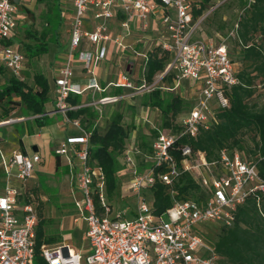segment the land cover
Masks as SVG:
<instances>
[{"label":"built area","instance_id":"1","mask_svg":"<svg viewBox=\"0 0 264 264\" xmlns=\"http://www.w3.org/2000/svg\"><path fill=\"white\" fill-rule=\"evenodd\" d=\"M196 1L72 0L68 50L55 78L56 108L82 134L67 137L56 153L67 157L69 163L80 164L75 175V186L81 194L78 202L81 214L77 220L82 219L86 224L85 239L91 253L83 263L81 255L68 245L53 247L43 243L39 247L43 263H36L39 215L24 184L32 177L41 156L14 152L4 161L7 183L0 192V264H219L218 255L198 225L215 222L231 226L238 207L252 194L264 192V177L256 163L247 162L238 151L224 148L216 160L208 161L204 152H193L189 146L180 148L176 144L182 135L196 137L201 129L211 127L215 109L229 107L223 88L238 84L236 63L227 45L196 37L200 24L192 16ZM17 12L14 2L0 0V65L25 81L26 54L9 44L17 26ZM155 24L159 28L153 34ZM132 37H136V43L127 44L126 39ZM111 43L122 52L119 56L124 67L118 69L110 86L122 88L125 93L83 104L94 105L100 113V105L131 97L147 86L144 75L139 76V84L132 80L135 63L124 55L125 51L141 60L142 65L155 49L168 53L170 61L162 77L173 71L178 84L196 81L204 73L197 102L183 119L181 133L163 131L152 140L151 152L147 155L149 167L140 171L130 150L125 153L126 168L132 172L129 190L138 200L132 219L120 213L112 215L104 175L88 163L90 133L79 120H71L66 115L68 110L79 107L68 103L71 93L82 94L89 89L103 91L96 74L108 59ZM76 65L89 77L84 87L72 81ZM178 150L182 156L180 163L173 154ZM136 153H140L139 149ZM185 172L193 173L200 185L209 190L208 199L204 203L174 199L165 212L155 213L143 194L159 181L168 186L174 198V185ZM12 179L20 186H13Z\"/></svg>","mask_w":264,"mask_h":264},{"label":"trees","instance_id":"2","mask_svg":"<svg viewBox=\"0 0 264 264\" xmlns=\"http://www.w3.org/2000/svg\"><path fill=\"white\" fill-rule=\"evenodd\" d=\"M14 2V0H11ZM45 3L46 32L33 31L30 27L25 30V37L30 42L20 41L28 58L27 64L39 57L47 50L49 40L58 43V33L63 23L61 16V0H37ZM213 0H197L193 6V20H199L211 6ZM30 12L29 10H27ZM31 13V12H30ZM32 14V13H31ZM237 24V27H235ZM231 34L233 47H228L229 54L238 52L241 68H237L238 84L223 90L229 101V107L215 109V121L208 129H201L196 137L182 135L176 140L177 146H189L193 152H204L208 161L218 158L221 149L238 151L244 160L256 163L259 172L264 177V103L259 105L252 102L258 87L264 90V0L243 1V10L238 19L233 23ZM14 42L13 36L9 44ZM219 44V43H218ZM170 61V55L159 49L153 50L150 58L141 67V76L144 75L146 85L154 83L156 76L163 72ZM115 68V66H112ZM112 70V68L110 69ZM9 71L0 65V80L2 75ZM113 72V70H112ZM166 74L163 78L167 77ZM35 85L21 81L10 74V77L0 83V122L8 121L12 112L21 107L25 116H34L33 121L38 126L48 125L47 113L51 111V87L48 79L42 73H34ZM122 88L112 87L110 92L103 93L100 97L123 95ZM99 97V98H100ZM141 106H151L161 112V128L180 134L182 125L174 123L179 111L184 106L183 99L178 95L164 97L157 89L139 95ZM124 99L117 101L118 105ZM56 102V100L54 101ZM71 106H79L68 110L66 115L71 120H79L81 126L90 133L88 163L92 168L100 169L104 175L106 194L108 199L116 194L117 173L125 168V153L128 150V141L134 125L124 122V113L115 110L106 119L103 128L100 121L103 114L91 105L83 106L82 96L71 93L68 97ZM29 132H33L29 130ZM160 133L159 129L152 131L155 138ZM82 132L79 131V135ZM248 134H253V145L246 139ZM139 150L148 155L151 152L142 140ZM180 163V151L173 152ZM59 156L58 154L56 155ZM60 162L57 159V169ZM149 164H141L139 170L143 171ZM175 196H171L168 186L157 181L149 193L153 211L161 214L170 208L174 199H195L204 203L209 197V190L200 185V180L191 172L181 175L174 185ZM206 241L207 236L204 235ZM37 256L36 263H43L39 255L41 244H52L60 241L58 235H46L42 212L37 222L36 229ZM209 243V242H208ZM218 255L219 264H264V192H256L241 204L235 214L231 226L220 225L216 240L210 243Z\"/></svg>","mask_w":264,"mask_h":264},{"label":"rangeland","instance_id":"3","mask_svg":"<svg viewBox=\"0 0 264 264\" xmlns=\"http://www.w3.org/2000/svg\"><path fill=\"white\" fill-rule=\"evenodd\" d=\"M243 1L247 0H213L212 6L199 19L200 24L196 32V37L215 44L225 43L231 49L233 47L231 29L233 23L241 15ZM60 2L63 23L59 29L58 43H53V39L51 38L47 50L39 57L33 58L28 64H25L23 77L30 85H35L33 75L38 72L49 79V84L53 88V75L64 64L69 45L68 22L72 18L73 4L72 0H61ZM27 8L32 14L28 11H23L24 16L18 20V25L13 31L14 42L11 44L13 48H19L21 51H23V46L20 45V41L24 43L30 42L25 37L26 28L30 27L33 31L40 33L47 31V34L51 36V31L47 30L49 26L46 25L45 21V14L47 12L46 4L39 3L35 0ZM231 59L236 63V67L240 69L241 64L238 62L240 60L238 52L236 54L231 53ZM119 67H124L123 60L119 66L114 68L110 65L109 68L115 71ZM163 73L164 71L156 76L152 85H147L146 88L140 89L133 96L124 98L119 105L116 101H110L104 103L102 106L103 118L100 121L101 128L105 126L106 119L115 110L124 113L125 124L135 126L136 129L131 131L130 134L128 150H130L138 168L141 164L150 163L147 160V155L143 154L142 151L139 150L140 153H136V149H139L142 140H145V146L149 148L154 139L151 134L152 131L156 129H159L160 132L169 131V129L161 128L160 110L151 106H141L139 99H137L138 96L149 93L153 89H157L158 93L164 97L171 95L180 96L185 104L181 111L178 112L174 123L182 125L183 119L187 116L191 107L197 102L198 93L202 87V79L204 78V73L202 72L198 80L182 81L178 84L174 81L175 73L173 71H169L165 78H163L164 76L162 77ZM9 77L10 73L6 72L2 75L0 83H3ZM111 88L110 86L107 91H110ZM252 102L259 105L264 103V90L260 86L253 96ZM21 137H24V132L17 125L0 128V192L7 183L4 161L9 159L13 154L18 140ZM25 137V141L28 142V136L25 135ZM32 138L31 136L30 139ZM36 139L41 141L40 138ZM246 139L249 145H253V134H248ZM55 142L52 141L50 144H42V160L35 164L32 177L25 183L28 186L42 184L41 188L36 186L35 188L27 187V189L32 195V202H35V206H37L38 215L40 216V212H42L45 234L60 236V241L50 245L53 247L68 245L81 255L82 262L84 263L85 258L91 253V249L88 240L83 239L86 227L85 222L82 219L77 220L81 214L80 208L78 207L81 194L73 183L74 172L80 168V164L76 161L68 169L64 166H60L57 169V156L54 153V148L56 147ZM59 142L57 141L58 146H60ZM28 151L31 155L33 154V148L30 145L28 146ZM131 178L132 172L128 168L125 167L118 171L116 194L108 200L112 207V215L120 213L124 214V217L127 219L134 218L138 200L127 189ZM14 181L16 182V180ZM143 195L146 197L147 204L151 206L152 200L149 193L146 191ZM164 219H168L167 215H164ZM219 226L215 222H208L199 224L197 228L208 237L207 242L211 243L216 240Z\"/></svg>","mask_w":264,"mask_h":264},{"label":"crops","instance_id":"4","mask_svg":"<svg viewBox=\"0 0 264 264\" xmlns=\"http://www.w3.org/2000/svg\"><path fill=\"white\" fill-rule=\"evenodd\" d=\"M34 1L35 0H14V3L18 6V12L16 13L17 25L19 22L18 20L24 16L23 11H27L28 10L27 7H29ZM153 27H154V30L152 32H153V34H156L157 29L159 27L156 24ZM125 42L127 44H135L136 43V37L127 38ZM120 53H122V52H120L119 49L114 44L111 43L109 45L108 59L100 66V68L97 70V74H96L97 79H98V83L101 86V88L103 89V91L94 92V90H92V89L85 90L82 94H80L82 96V103L83 104H88V103H92L94 101H97L103 93H107V92L111 91V90L110 91H107V90L110 87V83L114 81L116 74H117V71H118V69H120V67L116 68V70L113 72H112V70H110L111 68H109V67H110V65L115 66V67L120 65V63L123 60V58L121 56H119V55H121ZM124 55L130 57V62L135 63L134 72H132L131 77H132V80L134 81L135 84H139L140 83L139 82V76L141 74V67H142L141 60L137 59L135 56L131 55L127 51H125ZM59 69L53 75V86L54 87L51 88V98L54 99V101L56 100L55 78L58 75ZM88 79H89V77L85 73V71L80 66L76 65L75 66V72H74V78L72 81L74 83L80 84L82 87H84L87 85ZM48 81H49V79H48ZM50 87H51V84H50ZM54 101L52 102L53 104H51V106H50L51 111L47 113V119L49 122L48 125L38 126L33 121L34 116H25L23 109L21 107L13 110V112H12L13 118H11L8 121L3 122V125H1L0 128H7L10 126L17 125L20 128H22V130L24 132V137L19 138L17 147L14 149L13 153L14 152H22L26 155H31L28 151V146L30 145L33 148V154L38 153L41 156V160H42V153H41L42 148H41V146L43 143L44 144H50V143H52V141H56L55 142L56 147L54 148V153H55V155H57L56 151L60 147V146H58L57 141H60L59 143L61 145L67 139V137L79 135V129L77 127H75L74 125L69 124L65 121L64 114L61 111L57 110L56 102H54ZM103 105H100L101 109H102ZM91 106L95 107L94 105H91ZM29 130H32L33 132L31 133V132H29ZM25 135L28 136V139H29L28 142L25 141V138H26ZM31 136L33 137L32 139H30ZM36 138H40L41 141H38ZM134 138L136 139L135 136H134ZM70 156H72V153H70ZM57 159L60 162V166H64L67 169L73 165V163H69L68 158L65 156L59 155L57 157ZM75 175H76V172H74V177H73L74 178V181H73L74 185H75ZM14 180H16V179H12V185L15 187L20 186V183L17 180H16V182ZM24 185H25L24 188L27 192H30V191H28L27 187L28 188H35L36 186H38L39 188L42 187V184H36L35 186H28V184L25 183ZM129 186H130V184L128 185L127 189H129ZM85 232H86V227H85ZM83 239L86 240L85 234H84Z\"/></svg>","mask_w":264,"mask_h":264},{"label":"water","instance_id":"5","mask_svg":"<svg viewBox=\"0 0 264 264\" xmlns=\"http://www.w3.org/2000/svg\"><path fill=\"white\" fill-rule=\"evenodd\" d=\"M129 69V68H128Z\"/></svg>","mask_w":264,"mask_h":264}]
</instances>
